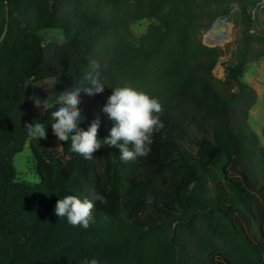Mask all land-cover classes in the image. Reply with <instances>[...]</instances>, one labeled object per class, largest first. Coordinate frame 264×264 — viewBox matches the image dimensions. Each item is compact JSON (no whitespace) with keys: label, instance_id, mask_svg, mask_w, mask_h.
I'll return each instance as SVG.
<instances>
[{"label":"trees","instance_id":"obj_1","mask_svg":"<svg viewBox=\"0 0 264 264\" xmlns=\"http://www.w3.org/2000/svg\"><path fill=\"white\" fill-rule=\"evenodd\" d=\"M233 5L239 35L220 78L212 69L223 50L200 36ZM252 8L264 18V0H0V264H264V125L259 146L246 121L256 92L242 79L264 60ZM145 19L135 36L131 23ZM93 63L106 86L80 93L79 126L100 116L98 137L107 136L113 121L101 108L112 87L145 90L163 121L146 157L121 162L105 145L86 160L70 140L51 153L25 131L38 117L57 135L58 96L90 87ZM44 80L36 116L33 84ZM25 141L35 184L17 181L12 162ZM93 191L107 202L87 229L55 215L59 198Z\"/></svg>","mask_w":264,"mask_h":264},{"label":"clouds","instance_id":"obj_2","mask_svg":"<svg viewBox=\"0 0 264 264\" xmlns=\"http://www.w3.org/2000/svg\"><path fill=\"white\" fill-rule=\"evenodd\" d=\"M92 71L85 79L90 87H69L63 89L58 96V105L52 110L55 117L50 123L58 137L64 141H71V150L80 154L84 159L91 160L95 151L102 146L115 147L119 150L121 162L135 161L139 157H146L151 150L153 133L163 127L160 119L162 103L149 92L139 89L131 84L112 87L101 111L113 121L108 135L98 137L101 118H94L88 127H80L84 119L79 108L80 93L87 95L102 93L106 84L102 83L96 73L98 64L93 63ZM35 103L40 105V100ZM25 131L31 137L38 139L47 135L46 123L39 120L24 123ZM106 203V197L99 192L79 197L67 194L59 198L54 213L57 217H64L72 226L87 229L90 223L95 222L93 210L96 203ZM85 264H96L95 260L86 261Z\"/></svg>","mask_w":264,"mask_h":264},{"label":"rangeland","instance_id":"obj_3","mask_svg":"<svg viewBox=\"0 0 264 264\" xmlns=\"http://www.w3.org/2000/svg\"><path fill=\"white\" fill-rule=\"evenodd\" d=\"M250 12L254 18V30L264 31V18L259 14L258 9L252 8ZM237 15V7L233 5L230 15L227 18L216 19L209 28L201 32L200 37L204 44L208 46H218L223 50V54L212 69V73L220 78L223 77V70L220 62L230 56L239 35L238 27L235 25ZM149 22L150 20L146 19L136 21L131 23L130 28L134 35L138 36L145 31ZM221 35L225 36L223 37ZM58 37L59 36L56 32H48L46 35V39L48 40L57 39ZM242 79L256 92V102L249 110L246 121L255 133L258 145L261 146L263 144L262 126L264 125V60L250 62L246 66ZM49 85H51V80H44L33 84L30 104L36 116L39 114V111L36 108L35 101L38 98L40 91ZM36 120H39L38 117ZM44 138L51 153L59 152L62 146L67 142L60 139L56 134L47 133ZM12 162L16 170L17 181H22L28 184L39 182V179L33 170L34 161L27 141H25L22 150L13 155ZM100 173V171L97 172L99 176L98 184L104 185L105 183Z\"/></svg>","mask_w":264,"mask_h":264},{"label":"water","instance_id":"obj_4","mask_svg":"<svg viewBox=\"0 0 264 264\" xmlns=\"http://www.w3.org/2000/svg\"><path fill=\"white\" fill-rule=\"evenodd\" d=\"M214 22H215V21H214ZM214 22H213V23H214ZM213 23H212V24H213ZM221 36H223V37H224L225 35H221Z\"/></svg>","mask_w":264,"mask_h":264},{"label":"bare ground","instance_id":"obj_5","mask_svg":"<svg viewBox=\"0 0 264 264\" xmlns=\"http://www.w3.org/2000/svg\"><path fill=\"white\" fill-rule=\"evenodd\" d=\"M218 31V30H217ZM220 34V33H219ZM217 38V37H216ZM220 41V40H219Z\"/></svg>","mask_w":264,"mask_h":264}]
</instances>
